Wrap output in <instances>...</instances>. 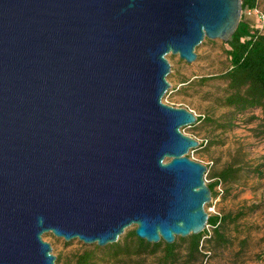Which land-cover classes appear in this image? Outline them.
I'll list each match as a JSON object with an SVG mask.
<instances>
[{"label": "water", "instance_id": "95a60500", "mask_svg": "<svg viewBox=\"0 0 264 264\" xmlns=\"http://www.w3.org/2000/svg\"><path fill=\"white\" fill-rule=\"evenodd\" d=\"M242 0H0V264H55L45 233L173 243L207 226V167L162 102L169 53L227 41Z\"/></svg>", "mask_w": 264, "mask_h": 264}, {"label": "rangeland", "instance_id": "374dc122", "mask_svg": "<svg viewBox=\"0 0 264 264\" xmlns=\"http://www.w3.org/2000/svg\"><path fill=\"white\" fill-rule=\"evenodd\" d=\"M259 8L264 13V0H259ZM241 19L252 26H259L261 23L258 13L248 9L242 10ZM227 48L225 41L205 38L196 47L197 58L191 63H187L179 55L169 53L166 57L171 68L167 78L172 83L162 102L173 107L187 108L197 116L206 117L182 127L181 131L203 143V146L191 149L186 155L207 167V184L213 181L210 173L227 165L260 167V174L249 173L239 182L219 184L216 187V194L205 205L209 215H235L246 207L247 214L227 227L229 245L213 247L210 251L202 250L204 254L195 264H264V138L257 137L253 131L258 120L249 121L252 115L260 117L261 110L253 109L238 115L236 126L232 130L217 129L206 120L218 118L227 111L217 103L225 84L220 80H210L205 84L198 82L202 76L217 74L227 68ZM131 229H135V226L125 233ZM205 229L209 235L212 233V227L207 225ZM207 237L204 236V239ZM182 238L186 240L188 236H177L175 241L181 246V255H184L187 242ZM43 239L51 243V252L59 259L55 264H65L84 247L94 245L79 239L66 241L52 233H45ZM160 255L161 251H158L103 264H163ZM184 260L185 257L182 256L181 261L176 264H184Z\"/></svg>", "mask_w": 264, "mask_h": 264}, {"label": "trees", "instance_id": "16d2710c", "mask_svg": "<svg viewBox=\"0 0 264 264\" xmlns=\"http://www.w3.org/2000/svg\"><path fill=\"white\" fill-rule=\"evenodd\" d=\"M259 8V0H242V10ZM263 13V12H262ZM264 14V13H263ZM228 45L226 55L229 61L227 68L217 74L202 76L198 79L200 84L210 80H220L225 84L223 94L218 97L217 103L227 111L218 118H207V122L223 131L232 130L236 126L238 115L249 110L260 109L261 116L252 115L249 121L258 120L253 131L257 137L264 138V20L261 26H252L241 19L236 31L225 41ZM203 115L197 116L196 122L204 120ZM203 146V143H199ZM259 166L227 165L210 173L212 182L208 183L211 195L216 194L219 184L239 182L249 173L260 174ZM248 208H243L235 215L215 214L209 215L207 225L212 227L209 235L207 229L198 234H190L186 240L185 253L181 255V246L174 241L166 243L160 240L150 243L139 238L135 229L128 230L117 242L106 246L96 244L86 246L75 253L65 264H103L133 255L156 253L161 251L160 260L163 264H176L185 257L184 264H195L204 253L213 247H224L230 244L227 227L235 224L247 214ZM204 236H208L204 239ZM56 262H59L57 257Z\"/></svg>", "mask_w": 264, "mask_h": 264}, {"label": "built area", "instance_id": "2783aa9c", "mask_svg": "<svg viewBox=\"0 0 264 264\" xmlns=\"http://www.w3.org/2000/svg\"><path fill=\"white\" fill-rule=\"evenodd\" d=\"M248 10H250V9H248ZM250 11L251 12H257L258 13L259 18H260V22H261L259 26H261L262 23H263V20H264V14L261 12L260 9H253V10H250Z\"/></svg>", "mask_w": 264, "mask_h": 264}]
</instances>
